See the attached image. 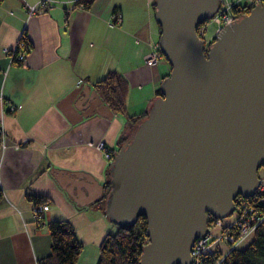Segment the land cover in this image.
<instances>
[{"label": "crops", "instance_id": "crops-1", "mask_svg": "<svg viewBox=\"0 0 264 264\" xmlns=\"http://www.w3.org/2000/svg\"><path fill=\"white\" fill-rule=\"evenodd\" d=\"M40 1L0 0V137L6 144L0 147V264H38L51 251L46 222L54 219L70 221L83 242L75 264H97L100 244L117 224L99 200L79 206L51 169L89 173L104 184L112 160L107 153L131 135L135 122L128 116L148 111L170 65L163 54L153 64L145 60L151 50L161 51L155 0H92L88 6L51 0L29 16L26 2ZM23 33L31 45L15 63L7 49ZM110 71L127 81L125 114L97 112L81 91L65 100L79 85L95 90ZM259 177L264 182V166ZM29 193L48 198L40 203L48 205L43 223Z\"/></svg>", "mask_w": 264, "mask_h": 264}, {"label": "water", "instance_id": "water-1", "mask_svg": "<svg viewBox=\"0 0 264 264\" xmlns=\"http://www.w3.org/2000/svg\"><path fill=\"white\" fill-rule=\"evenodd\" d=\"M218 2L154 1L170 71L162 95L113 154L105 202V214L118 225L146 218L149 240L138 264H190L210 216H227L238 195L253 196L261 184L264 2L226 24L206 49L197 27ZM80 91L97 112L113 115L97 91L83 85L65 100ZM51 173L79 206L103 197L105 185L89 173L56 167Z\"/></svg>", "mask_w": 264, "mask_h": 264}, {"label": "trees", "instance_id": "trees-1", "mask_svg": "<svg viewBox=\"0 0 264 264\" xmlns=\"http://www.w3.org/2000/svg\"><path fill=\"white\" fill-rule=\"evenodd\" d=\"M91 1L79 0V2H83L86 6ZM250 10H246L245 13L250 12ZM93 85L103 102L112 111L126 113L125 106L128 84L122 74L116 71H110L104 77L95 81ZM159 95H162L160 86L157 89V96ZM147 112L138 116L129 115V120L134 121L136 126L141 119L146 117ZM130 136L121 137L118 142L119 145L121 146ZM104 185L103 197L99 202L104 204L105 209L106 198L110 190L109 172L108 179ZM1 196L2 191L0 190V198ZM28 197L36 204L48 201L46 196L36 193H29ZM37 219L41 223L44 222L42 212ZM211 219L212 217L210 216L209 221ZM46 224L49 228L52 241L51 251L46 256L40 258L38 264H75L83 248V242L78 237L71 222L68 220L54 219L46 222ZM148 240L147 223L143 215H139L134 223L126 225L117 224L116 231L108 233L102 240L97 264H138L143 246ZM223 264H264V223L256 229L252 241L243 248H236L230 251Z\"/></svg>", "mask_w": 264, "mask_h": 264}, {"label": "built area", "instance_id": "built-area-1", "mask_svg": "<svg viewBox=\"0 0 264 264\" xmlns=\"http://www.w3.org/2000/svg\"><path fill=\"white\" fill-rule=\"evenodd\" d=\"M49 2L51 0H42L36 4L26 2L27 14L31 16L43 10ZM263 2L264 0H219L217 10L206 21L205 27L197 30L205 48L207 49L214 40L207 38L204 34V29H208V22L217 26L214 34L216 36L226 24L234 21L246 10ZM30 45L29 39L23 33L17 45L13 49H7V52L13 62L22 63L27 57ZM162 54L161 51L151 50L145 59L146 64L155 63ZM4 146H6L5 141L1 139L0 147ZM97 146L102 148L104 144L100 142ZM112 154L108 152L107 156L112 158ZM235 202V208L230 214L222 218L212 217L207 234L196 238L191 249L190 264H223L230 251L243 248L252 241L256 229L264 223V182L261 181L253 196L238 195ZM47 208L48 205L36 204L33 208L35 217Z\"/></svg>", "mask_w": 264, "mask_h": 264}, {"label": "rangeland", "instance_id": "rangeland-1", "mask_svg": "<svg viewBox=\"0 0 264 264\" xmlns=\"http://www.w3.org/2000/svg\"><path fill=\"white\" fill-rule=\"evenodd\" d=\"M207 21V20H206ZM206 21H204L203 23H201V24H199L198 25V27H197V30L199 29V28H202L203 29V27H205V24H206ZM207 27H208V29L206 30V28L204 29V31H205V36L207 37V38H211V40L212 39H214V34H215V31H216V28H217V26L214 24V23H210V22H208L207 23ZM112 156V155H111ZM110 158V157H109ZM263 167V166H262ZM261 167V168H262ZM209 225H210V221H209ZM100 254V253H99Z\"/></svg>", "mask_w": 264, "mask_h": 264}, {"label": "flooded vegetation", "instance_id": "flooded-vegetation-1", "mask_svg": "<svg viewBox=\"0 0 264 264\" xmlns=\"http://www.w3.org/2000/svg\"><path fill=\"white\" fill-rule=\"evenodd\" d=\"M235 204H236V202H235Z\"/></svg>", "mask_w": 264, "mask_h": 264}]
</instances>
